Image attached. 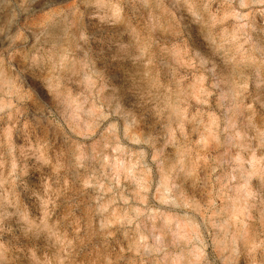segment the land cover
Listing matches in <instances>:
<instances>
[{
    "label": "clouds",
    "instance_id": "obj_1",
    "mask_svg": "<svg viewBox=\"0 0 264 264\" xmlns=\"http://www.w3.org/2000/svg\"><path fill=\"white\" fill-rule=\"evenodd\" d=\"M0 264H264V0H0Z\"/></svg>",
    "mask_w": 264,
    "mask_h": 264
}]
</instances>
